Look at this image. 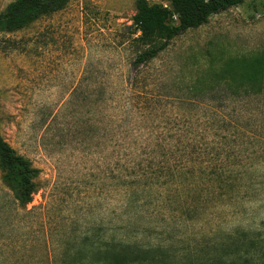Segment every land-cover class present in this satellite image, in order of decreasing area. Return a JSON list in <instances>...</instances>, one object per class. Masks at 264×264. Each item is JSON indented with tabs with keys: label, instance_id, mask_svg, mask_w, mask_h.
Returning <instances> with one entry per match:
<instances>
[{
	"label": "rangeland",
	"instance_id": "rangeland-1",
	"mask_svg": "<svg viewBox=\"0 0 264 264\" xmlns=\"http://www.w3.org/2000/svg\"><path fill=\"white\" fill-rule=\"evenodd\" d=\"M135 3L69 0L0 33V137L39 171L26 209L0 174V264H264V95L214 74L264 51V0L138 69Z\"/></svg>",
	"mask_w": 264,
	"mask_h": 264
},
{
	"label": "trees",
	"instance_id": "trees-1",
	"mask_svg": "<svg viewBox=\"0 0 264 264\" xmlns=\"http://www.w3.org/2000/svg\"><path fill=\"white\" fill-rule=\"evenodd\" d=\"M168 1L169 6H163L151 4L147 0H136L135 15L132 19L133 34L136 36L133 42L146 48L135 57V69L156 59L173 39L208 24L212 16L222 14L245 2L253 3L257 0ZM68 2L69 0H16L0 14V33H13L28 27L43 17L62 11ZM158 42L160 43L156 44ZM214 74L237 100L241 96L264 95V51L248 57L230 59ZM0 174L2 184L11 193L14 202L20 209H26L38 191L36 179L39 171L34 169L27 159L19 156L1 137ZM111 260L115 264H136L139 254L119 250L112 255ZM237 261L239 264H249L240 255ZM193 264L227 263L222 259H208L203 263Z\"/></svg>",
	"mask_w": 264,
	"mask_h": 264
}]
</instances>
